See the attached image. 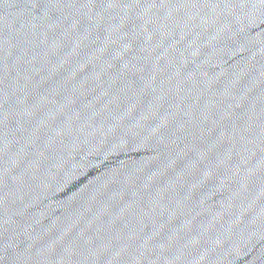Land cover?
<instances>
[{
    "label": "water",
    "instance_id": "water-1",
    "mask_svg": "<svg viewBox=\"0 0 264 264\" xmlns=\"http://www.w3.org/2000/svg\"><path fill=\"white\" fill-rule=\"evenodd\" d=\"M0 264H264V0H0Z\"/></svg>",
    "mask_w": 264,
    "mask_h": 264
}]
</instances>
